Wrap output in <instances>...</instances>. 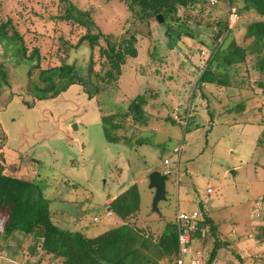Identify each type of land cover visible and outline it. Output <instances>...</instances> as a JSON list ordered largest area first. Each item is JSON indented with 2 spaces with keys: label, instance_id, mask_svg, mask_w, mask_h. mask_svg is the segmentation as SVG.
<instances>
[{
  "label": "rangeland",
  "instance_id": "374dc122",
  "mask_svg": "<svg viewBox=\"0 0 264 264\" xmlns=\"http://www.w3.org/2000/svg\"><path fill=\"white\" fill-rule=\"evenodd\" d=\"M130 1L0 0V25L11 21L9 37L0 39V166L3 174L33 182L38 177L36 183L50 202L48 207L54 226L92 238L115 226L105 222L107 212L101 198L112 189L107 184L112 173L108 170L109 157H115L120 150L126 153L129 148L144 160L129 178L139 194V212L134 221L138 227L158 236L165 226L175 225L179 209L191 213L206 208L212 215L211 204L235 207L247 201L243 207L248 211L238 208L231 212L228 208L219 211L225 223H221L218 231L222 248L213 264H264V240L260 241L262 233L259 231L264 227V207L261 209L260 204H255L248 209L251 200L264 198V181H259L264 178V136L261 137L264 73L253 68L255 61L250 52L255 43L248 35L249 27L263 22L264 17L243 11L227 40L248 49L243 68L247 71L240 80L243 85L231 89L209 86L201 90L196 81L214 48L213 37L217 29L222 28L216 25L227 20V7L222 3L218 7L205 6L194 14L179 9V23L192 34V38H188L182 35L183 30L176 31V24L169 20L162 23L155 19L143 20L138 7L129 9ZM69 5L76 11L89 13V30L94 34L100 31L113 35L116 41L131 35L137 38V57L129 58L122 66L119 81L105 86L91 99L79 85H72L54 98L38 91L46 85L43 80L51 76L46 71L64 65L83 75L88 71L91 51L86 42L76 46L87 28L64 19ZM234 5L240 8L242 1L235 0ZM73 15L77 16L76 12ZM169 26L175 30H170ZM14 33L19 34L16 40L10 37ZM99 42L105 47L102 39ZM30 55L32 60H29ZM92 55L94 71L102 74L107 68L106 60L99 58L98 47ZM52 81L56 85L62 83L57 76H53ZM141 94L146 99L144 110L149 117L146 126L134 125L131 117L124 115L135 95ZM240 103L245 104L247 114L227 113ZM187 109L190 117L185 126L182 117ZM175 113L178 120L174 119ZM223 115L225 119L215 126L210 136L211 121ZM76 121L83 124L82 135L78 136L84 149L82 161L76 146L66 144L63 134L69 126L68 137L73 140L77 135L72 132ZM104 129L107 136L119 138L120 142H109ZM257 138L261 147L253 154ZM181 145L178 172L168 176L166 199L158 204V211L153 212L154 191L149 189L148 171L164 172L174 168L172 163L166 167L163 162L175 161L173 150ZM41 148H47V159L44 163L32 162L31 159L39 157ZM82 164L83 170L80 169ZM254 168H258L259 176ZM183 188L195 198L190 206L185 205ZM207 188L213 193L207 195ZM253 193L259 194L251 198ZM6 222L7 215L0 212V254L6 258L0 264H29V236L21 232L5 235ZM84 227L89 229L86 231ZM214 240L209 232L206 243L197 245L202 264L208 263ZM245 244L246 249H240ZM42 264H60V261L45 257Z\"/></svg>",
  "mask_w": 264,
  "mask_h": 264
},
{
  "label": "trees",
  "instance_id": "16d2710c",
  "mask_svg": "<svg viewBox=\"0 0 264 264\" xmlns=\"http://www.w3.org/2000/svg\"><path fill=\"white\" fill-rule=\"evenodd\" d=\"M62 1L67 2V0ZM234 1L216 0L213 4L209 0H131L128 6L129 9L134 6L138 7L140 18L143 20L155 19L158 22L157 17L162 16L163 21L169 20L172 24H176L174 27L176 31L181 32L183 30L182 35L192 38L189 30L179 23V9L194 14L205 6L218 7L222 3L228 11L235 9L238 20L243 11H253L264 17V0H241L242 6L240 8L234 7ZM74 12L77 16L73 15ZM88 18V12L76 11L71 5L66 9L64 17L65 20H72L87 28L86 34L80 37L76 46L80 47L86 42L91 51L88 71L83 75L68 65L58 67L54 71H46L51 76L43 80L46 85L38 90L40 93L50 94L54 98L72 85H79L82 87L83 93L91 99L99 95L105 86L117 83L122 74V66L126 64L129 58L137 57L135 48L137 38L134 35L116 41L113 35H106L100 31L94 34L89 30ZM188 18L187 16L186 19L188 20ZM216 26H222V28L217 29L213 37L214 48L209 53V60L207 59V64L196 81V86L201 90L209 86L218 89L239 88L238 85H243V82L240 81L241 77L247 71L243 68L246 67L248 49L241 47L234 40L227 41L231 31L235 29V27L233 29L228 27V12L226 22H219ZM10 27L11 21L0 25V39L9 37ZM168 28L174 29L170 26ZM248 35L255 43L253 52H250L252 60L255 61L253 68L259 73H264V21L251 25ZM10 37L16 40L19 38V34L14 33ZM101 39L104 41L105 47L100 46L99 41ZM97 47L99 48V58L105 59L107 63V68L102 74L96 73L93 69L95 62L92 52ZM220 55L221 58L219 59ZM32 57L30 55L29 60H32ZM36 66L38 68V64ZM54 72L57 74L54 75ZM42 74L45 72H41ZM53 76H57L62 83L56 85L52 81ZM245 104L240 103L235 106L234 110H228L227 113L247 114ZM145 105V97L139 95L131 102L124 115L130 116L134 125L146 126L149 117L144 110ZM28 107L31 108L32 105H28ZM212 116L210 117L211 120L213 119ZM104 130L106 132V129ZM262 136H264V129L261 133ZM106 139L111 143L120 142L119 138L107 136V132ZM256 145L261 147L259 139H257ZM140 146L144 145L140 144ZM49 204L50 202L42 194L38 183L6 176L3 174L2 166H0V212L7 215L4 233L10 236L14 232H21L29 236V264H42L45 257L58 260L60 264H160L162 262L177 264L179 245L176 225H167L162 233L154 236L148 229L138 227L134 223L135 216L139 212V194L135 186H131L107 206V210L118 217L123 224L92 238L86 237L83 233L62 231L54 226ZM259 204L262 209L264 198L259 199ZM259 231L262 233L260 241H263L264 227H260ZM209 232L215 240L207 264H212L215 261L217 252L222 246L218 240L217 228L204 214L196 231L191 235L192 253L187 257V261H191L201 254L197 245L202 246L206 243ZM33 257H38L35 259L37 260L35 263L31 261ZM199 264H202V259H200Z\"/></svg>",
  "mask_w": 264,
  "mask_h": 264
},
{
  "label": "crops",
  "instance_id": "0c3cea01",
  "mask_svg": "<svg viewBox=\"0 0 264 264\" xmlns=\"http://www.w3.org/2000/svg\"><path fill=\"white\" fill-rule=\"evenodd\" d=\"M137 96H139V95H135L134 98H136ZM229 116H231V115H229ZM227 117H228V115H226V118ZM216 118H217V120H216ZM216 118H215V120L212 121L213 122V127L210 128V133H209L210 136L212 135V133H213V131L215 129V126H217L219 123H221L225 119V115L220 116L219 118L217 116ZM78 123H79V121H76V124L74 125L76 127L74 129H72V132L77 134L76 135L77 137L76 136H73V140H71L68 137V134H69V132H68L69 126H68V128H66L64 130L63 134H64L65 141H67L66 144L73 145L74 147L76 146L79 155H81V153L83 154L84 149L82 148V145L80 144V140L78 139V136L80 137V135H82V133H81V125H83V124L79 125ZM248 123L254 124L253 121H248ZM257 139H256V144H257ZM253 149H254V153L253 154H256L258 152L257 145H255V147H253ZM120 152H121V150H120ZM120 152H118L117 155H115V157L114 156L113 157H111V156L109 157V160L111 161V165L109 166L108 170H111L112 173H111V176H110L109 181H108L107 184L108 185L110 184L111 187H112V189H110L107 192L106 195L103 194V196L101 198V201H103V204H104V209L107 212V214H105V220H106L105 222L108 225L110 224V222H111L112 225H115L113 227H108L109 229H112L114 227L120 226V225L123 224V222L118 217H116L114 214H112L111 212H109L107 210V206L115 198H117L119 195H121L123 192H125L127 189H129L131 186L135 185V184H133V182L131 180L129 181V178L131 177L130 176V173L131 172H134V171H137L138 167L140 166V162L143 160V158H138L137 156H135V154L137 153V151H132L129 148H126V153H125V151H123V153H120ZM39 153L40 154H39V157L38 158H35L34 157L33 159H31L32 162H36V163H38V162L44 163L45 162L44 160L47 159V157H46L47 148L46 149L45 148H41V150H40ZM82 156L83 155H81V158H82ZM82 160H83V158L81 159V161ZM80 164H81V162H80ZM179 165H180V163H179ZM82 166H83V164L80 165V169L81 170L84 169ZM168 169H170V168H168ZM254 170H255L254 172L257 174V176H259V174H258L259 173L258 168L257 169L254 168ZM29 171H31L30 166H29ZM151 172H152V170H149L148 171V173H151ZM30 174H31V172H30ZM256 179H257V177H256ZM30 180H32V179H30ZM37 181H38V177H37ZM259 181L263 182L264 181V178H263V180H259ZM105 183H106V181H105ZM212 193H213V191H212ZM212 193H210V194H212ZM206 194L208 195L207 192H206ZM257 194H259V193H257ZM257 194L253 193L252 196H251V198H254ZM183 195L185 197V205L186 206H190L192 203H195V198L193 196H190L189 195V191L187 190V188H183ZM260 198L261 197H259L256 201L251 200L252 201V204L249 203L248 209L250 210L255 204L258 206L259 205V199ZM210 202L211 203H214L212 201H209L208 203H210ZM217 203H219V201H217ZM243 203H245L243 206L247 205V201L246 202H243ZM243 206H241V204H238V205H235V207H236L235 208L232 205H231V207L229 205L217 206L214 203V206H213V204H211V207H210V211H211L212 215L208 214L206 208H205V210L203 208H198V210H193L192 212L197 211V212L200 213V215H201L200 222L202 221L203 214L206 215L212 221L213 225L217 228V232L218 231L220 232L221 223L222 222L225 223V221H224L223 218H220L219 217V215H218L219 211L222 210V209H227L228 208L229 209V212H231V211H233V210H235V209L238 208V209H243L244 212H245L246 209H244ZM232 207H234V208H232ZM178 211H184V210H180L179 209V210H177V212ZM246 211H248V210H246ZM177 212H176V214H177ZM215 214H216V216H215ZM218 227H219V229H218ZM84 229L87 231L89 228L84 227ZM103 232L104 231H101V233H103ZM160 233H162V232H160ZM245 247H247L246 244L243 245V246H240V249H243L244 250V249H246ZM36 258H38V257H33L32 259L34 260Z\"/></svg>",
  "mask_w": 264,
  "mask_h": 264
},
{
  "label": "built area",
  "instance_id": "2783aa9c",
  "mask_svg": "<svg viewBox=\"0 0 264 264\" xmlns=\"http://www.w3.org/2000/svg\"><path fill=\"white\" fill-rule=\"evenodd\" d=\"M211 3H215L216 0H209ZM238 21V17L236 15L235 9H231L228 11V27L229 29H233ZM189 112L190 110H186V115L182 117V120L186 126L188 120H189ZM174 119L178 120V114L175 113ZM176 159L173 162H170L169 160H164V166L168 167L171 163L174 165V168L167 169L164 171V174L167 176H171L174 173L178 172L179 169V163H180V155L182 153V145L179 147L174 148L173 150ZM208 194L212 193V190L208 188L206 190ZM201 220L200 213L197 211L187 213L184 211H178L175 218V225L177 227L178 231V245H179V257L177 260V264H199L200 259L199 256L197 258L192 259L191 261H187V257L191 255L192 249L190 246V240L191 235L194 231L197 229V225L199 221ZM6 260V258L0 254V262ZM10 261V260H8Z\"/></svg>",
  "mask_w": 264,
  "mask_h": 264
},
{
  "label": "water",
  "instance_id": "95a60500",
  "mask_svg": "<svg viewBox=\"0 0 264 264\" xmlns=\"http://www.w3.org/2000/svg\"><path fill=\"white\" fill-rule=\"evenodd\" d=\"M158 23H162V16H158ZM168 176L160 171H152L148 175L149 189L154 191V197L152 201L153 212L158 211V204L166 199V182Z\"/></svg>",
  "mask_w": 264,
  "mask_h": 264
}]
</instances>
